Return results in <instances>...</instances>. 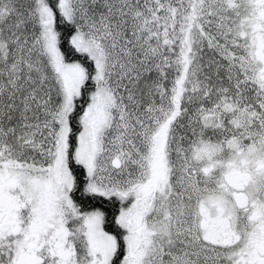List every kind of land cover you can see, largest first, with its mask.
<instances>
[{
    "label": "snow or ice",
    "instance_id": "snow-or-ice-1",
    "mask_svg": "<svg viewBox=\"0 0 264 264\" xmlns=\"http://www.w3.org/2000/svg\"><path fill=\"white\" fill-rule=\"evenodd\" d=\"M0 264H264V0H0Z\"/></svg>",
    "mask_w": 264,
    "mask_h": 264
}]
</instances>
